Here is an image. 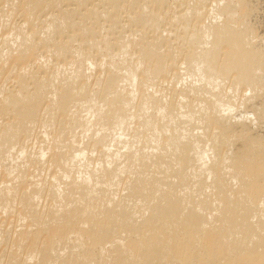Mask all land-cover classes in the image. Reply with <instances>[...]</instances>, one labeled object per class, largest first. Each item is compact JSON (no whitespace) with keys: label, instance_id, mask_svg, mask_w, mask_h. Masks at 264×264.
I'll return each instance as SVG.
<instances>
[{"label":"bare ground","instance_id":"bare-ground-1","mask_svg":"<svg viewBox=\"0 0 264 264\" xmlns=\"http://www.w3.org/2000/svg\"><path fill=\"white\" fill-rule=\"evenodd\" d=\"M54 1H0V264H264V0Z\"/></svg>","mask_w":264,"mask_h":264},{"label":"rangeland","instance_id":"rangeland-1","mask_svg":"<svg viewBox=\"0 0 264 264\" xmlns=\"http://www.w3.org/2000/svg\"><path fill=\"white\" fill-rule=\"evenodd\" d=\"M0 1H1V0H0ZM48 1H50V0H48ZM51 1H52V0H51ZM53 1H54V0H53ZM60 1H61V3H60ZM64 1H65V0H64ZM64 1H63V0H59V1L56 0V1H54V2L57 3V5H58L59 3H60L61 6L64 4V5L62 6V8H59L60 11L63 10L62 12H67V11L69 12V11H73V9H74V10L77 9V11L80 12L79 10H80V8H81V9H83V10L81 11L80 14H84V15H85V13L88 14L91 10H93V8L95 7V6H94L95 3L97 4L96 6H98V5H102V4H104L105 2H106V3H107V2H111L112 0H110V1H109V0H87V2H85L84 6H82V7H80V8H79V7L77 8V4L75 5V3H74L73 0H72L73 2H72L71 0H70L71 2H70L69 0H67V1H65V3H64ZM68 1H69V2H68ZM88 1H90V3H89ZM91 1H92V2H91ZM58 2H59V3H58ZM62 2H63V3H62ZM66 3H67V4H66ZM69 3H70V4H69ZM71 4H72V6H71ZM90 4H91L92 6H91ZM60 5H58V6L60 7ZM67 5H69V6H67ZM86 5H89L88 8H87ZM69 7H70V8H69ZM72 7H73V9H71ZM74 7H75V8H74ZM68 9H69V10H68ZM84 9H85V10H84ZM87 9H88V12H87ZM45 10H46V11H45ZM53 10H54V9H53ZM53 10H52V9H49V8H46V9H44V11L39 12L38 15H37V17H40V19H45L46 17L48 18V17H50V16L56 15V14H57V10H56V8H55V11H56V12H54ZM64 10H65V11H64ZM49 11H51V13H50ZM84 11H85V12H84ZM55 13H56V14H55ZM18 14H19V15H18ZM39 14H40V15L42 14V15L40 16ZM48 14H51V15L49 16ZM17 15H18V16H17ZM17 15L15 16L16 20H15V18L13 19V21H15L16 23H17L18 21H20V20L23 18L22 14L20 13V10H18ZM20 15H21L22 17H21ZM45 16H46V17H45ZM43 17H45V18H43ZM121 17H122V18H123V17L125 18L124 15H122ZM18 18H19V19H18ZM17 19H18V20H17ZM126 20H127L126 18H125V20L122 19V21H124V22H126ZM102 22H104V21L99 22V25L103 24ZM124 22H122V25L125 24L124 26H126L127 24L124 23ZM108 23H109V22H108ZM104 24H107V22H104ZM104 24H103V26H106V25H104ZM90 25H91V24H90ZM90 25H88L87 28L90 27ZM97 25H98V23H97ZM108 25H109V24H107V26H106L107 28H106V29H105V27L103 28V26H102V30L104 29V30H103L104 32H105V30H108L109 32L107 31V32H108L107 34L111 35V38L114 39L115 36L117 37V35H118L119 32H118V33H115V36H114V33H112V32H111V34H110V29H108V28L110 27V25H109V27H108ZM96 27H97V26L95 25V29H96ZM97 28L99 29V28H101V26H100V27L98 26ZM100 30H101V29H100ZM100 30H98V31H100ZM95 31H96V32H95ZM95 31H94V32L97 33V29H96ZM123 31H124V30H123ZM115 32H117V31H115ZM120 32H121V31H120ZM30 34H32L31 31L28 32V35H30ZM89 34H90V33H88V36H89V38H91ZM127 34L130 35L131 33H127ZM127 34H126V35H127ZM93 35H94V34H93ZM93 35H92V36H93ZM95 35H97V34H95ZM112 35H113V36H112ZM86 37H87V36H86ZM113 37H114V38H113ZM87 38H88V37H87ZM95 38H96V37H95ZM95 38H93V39H95ZM109 38H110V37H109ZM112 39L109 40V41H110L109 43H111V40H112ZM96 40H97V38H96ZM98 40H99V39H98ZM82 43H83V42H79L78 45H79V46H80V44L83 45L85 42H84L83 44H82ZM98 56H99V54H97V58H101V56H100V57H98ZM95 57H96V56H95ZM95 57H94V58H95ZM94 60H95V59H94ZM97 60H98L97 63H99V62L101 61V59H100V61H99V59H97ZM97 60H96V61H97ZM96 61H94V62H96ZM94 64H95V63H94ZM137 69H138V68H136L135 71H134V72H135V74H133L134 76L137 75V74H136V71H138ZM171 69H172V68H170V71H171ZM95 81H98V79L95 80ZM99 81H100V80H99ZM2 83H4V81H3ZM5 85H7V87H8V86H10L11 84L8 83V84H4V86H5ZM9 88H10V90L13 89L12 87H9ZM238 144H240V143L238 142V143L236 144V146H238ZM236 154H237V152H236ZM240 155H241V153H240ZM242 159H243V158H242ZM243 160H244V159H243ZM95 189H97V188H95ZM95 189H94V191H95ZM96 192H97V190H96ZM0 216H1V215H0Z\"/></svg>","mask_w":264,"mask_h":264}]
</instances>
